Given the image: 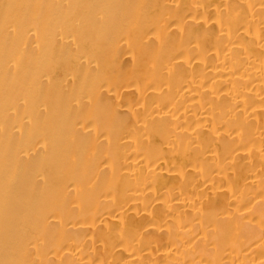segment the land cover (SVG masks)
<instances>
[{
  "label": "bare ground",
  "instance_id": "6f19581e",
  "mask_svg": "<svg viewBox=\"0 0 264 264\" xmlns=\"http://www.w3.org/2000/svg\"><path fill=\"white\" fill-rule=\"evenodd\" d=\"M0 264H264V0H0Z\"/></svg>",
  "mask_w": 264,
  "mask_h": 264
}]
</instances>
